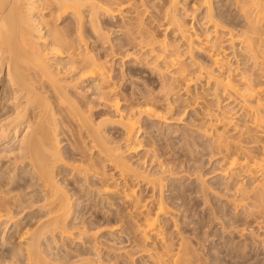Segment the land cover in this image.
<instances>
[{"label":"rangeland","instance_id":"rangeland-1","mask_svg":"<svg viewBox=\"0 0 264 264\" xmlns=\"http://www.w3.org/2000/svg\"><path fill=\"white\" fill-rule=\"evenodd\" d=\"M193 1L196 0H178L176 14L183 23L205 33L204 20H199L205 10H194ZM228 2L219 3L218 11L223 18L234 14L227 8ZM135 3L142 5L141 26L157 39H164L189 72L196 73L199 66H207L203 54L194 49L189 53L186 43L178 40L175 27L165 31L166 21L160 20L161 0H135ZM16 6L15 0H0V20H5L10 9L16 11ZM88 12L84 9L81 16L87 35L92 36L90 45L95 41V46H91L110 69L112 81L123 98L119 97L122 101L117 111L107 107L106 100L97 94V81L88 80L80 84L82 104L96 102L93 120L109 142L113 141V145L116 142L114 146L120 148L125 161L141 177L136 179L135 173H130L125 187L119 181L110 182L115 187H110L112 198L103 201L105 204L77 191L73 198L74 214L65 219V226H46L53 218L51 208L45 205V194L31 160L20 151L26 131L6 139V134L0 131V198H11L15 204L11 213L17 215L12 227L0 225V264H28L26 248L34 234L39 235L40 252L46 264H154V256L162 257L159 264H264V245L251 233L240 235L248 214L233 210L228 204L233 190H229L228 158L221 140L229 120L235 125L244 121L237 113V104L216 92L212 83L206 84L204 76L201 81L195 79L191 90L186 91L171 79V71L159 74L156 67L161 63L156 62V54L140 50L132 41L136 34L130 33L136 32L137 20L101 16L94 37L88 26ZM60 20L59 27L67 32L76 19ZM230 62L235 61L231 58ZM231 68H236L235 63ZM132 101L138 103L133 102L134 106L153 109L158 117L144 115L137 119L135 134L126 142L119 115L129 114ZM35 112H26L25 120L38 121L39 111ZM13 114L12 107L0 104V122L12 119ZM57 121L58 147L64 161L79 159L75 154H82L87 160L85 135H79L68 117H58ZM96 165L101 169L103 164ZM103 172L110 173L107 168ZM234 173L238 176L240 169ZM69 179L71 184L85 185L82 176ZM241 179L236 177L234 189ZM151 182L156 183L153 192ZM130 188L135 197L123 198ZM136 200L146 206L145 214L140 215ZM145 217L154 221L157 229L156 233L146 235L148 238L143 237L140 227Z\"/></svg>","mask_w":264,"mask_h":264},{"label":"bare ground","instance_id":"bare-ground-1","mask_svg":"<svg viewBox=\"0 0 264 264\" xmlns=\"http://www.w3.org/2000/svg\"><path fill=\"white\" fill-rule=\"evenodd\" d=\"M15 1L18 10L10 9L5 20H0V75H3L0 77V104L14 109L12 119L0 122V131L6 134L4 139L26 131L20 141V151L31 160L32 169L45 194V205L51 208L53 218L46 226H65V219L74 214L73 198L77 191L81 196L97 199L96 203H104L113 194L109 191L114 186L109 185L110 182L119 181L125 187L130 173H135L136 179L141 177L125 161L120 148L114 146L116 142L114 145L113 141L109 142L93 120L96 102L88 106L82 104L80 84L88 80L97 81V94L106 100L107 107L117 111L123 98V93L117 91L112 81L110 69L92 48L95 41L92 40L90 45L92 36L87 35L81 16L84 9H88V26L94 37L101 16L135 19L136 32L130 35L136 36L132 37V41L140 50L156 54V62L161 63L156 67L159 74L171 71V79L186 91L195 79L201 81L204 76L206 84L212 83L216 92L237 104V113L244 121L235 125L229 120L228 130L224 140H221L228 158L229 190H233L228 204L233 210L248 214L240 235L251 233L256 241L264 245V0H229L226 7L234 11V16L230 18L219 14L221 0L193 1L191 6H195L194 10H205L203 18L199 19L204 20L205 33L194 30L192 22L187 25L181 21L176 14L178 0H161L163 11L160 20L166 21L165 31L175 27L174 35L180 42L186 43L188 52L197 50L207 59V66H199L196 73L189 72L181 64L179 54L164 39H157L153 32L141 26L142 5L137 6L135 0ZM65 17L76 19L67 32L59 27L60 19ZM225 46L231 49V56ZM230 57L235 62L231 63ZM233 63L235 69L231 68ZM127 99L124 101L127 102ZM136 101L129 105L128 115H119L126 142L135 134L137 119L144 115L158 117L153 109L134 106ZM35 110L39 111L36 116L38 121L25 120L26 112L36 113ZM58 117H68L79 135H85L87 160L82 154H75L79 159L64 161L56 134ZM98 160L103 164L101 169L97 168L96 164H101ZM102 167L110 173H104ZM236 169H240L238 176L234 173ZM75 176L84 178V187L68 182ZM236 177L242 179L234 189ZM62 179L64 182L59 183L58 180ZM149 184L152 192L155 191L156 183ZM129 191L123 198L135 197L131 188ZM136 201L140 215L145 214L143 209L146 206ZM13 206L11 198H0V225H15L13 220L17 215L11 213ZM142 224L144 238L157 232L151 219L145 217ZM42 254L39 235L34 234L27 243L28 264H46ZM161 259V256L152 257L154 264L161 263Z\"/></svg>","mask_w":264,"mask_h":264}]
</instances>
